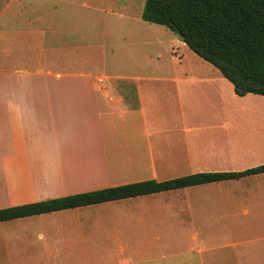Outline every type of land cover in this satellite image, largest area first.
Instances as JSON below:
<instances>
[{
    "label": "crops",
    "instance_id": "crops-1",
    "mask_svg": "<svg viewBox=\"0 0 264 264\" xmlns=\"http://www.w3.org/2000/svg\"><path fill=\"white\" fill-rule=\"evenodd\" d=\"M56 32L0 50V209L264 165V96L164 59L150 27L97 46L116 65L62 54ZM0 264H264V173L2 222Z\"/></svg>",
    "mask_w": 264,
    "mask_h": 264
},
{
    "label": "trees",
    "instance_id": "trees-1",
    "mask_svg": "<svg viewBox=\"0 0 264 264\" xmlns=\"http://www.w3.org/2000/svg\"><path fill=\"white\" fill-rule=\"evenodd\" d=\"M142 20L164 26L216 68L235 93L264 96V0H145ZM264 173H199L0 209V223Z\"/></svg>",
    "mask_w": 264,
    "mask_h": 264
},
{
    "label": "rangeland",
    "instance_id": "rangeland-1",
    "mask_svg": "<svg viewBox=\"0 0 264 264\" xmlns=\"http://www.w3.org/2000/svg\"><path fill=\"white\" fill-rule=\"evenodd\" d=\"M144 4L145 0H0V50L5 46H21L24 51L19 50L20 54L26 53L31 57L41 49L43 41H51L54 29L57 31L54 40L59 43L62 54L84 60L90 58L94 63L97 59L101 62L102 56L107 55L116 65V53H110L107 48L103 51L102 47L97 46L106 40L116 42L126 38H142L144 28L150 27L158 32V37L164 43L163 48H159L164 59L178 56L191 69L205 70L198 62L208 67L207 72L216 69L185 44H178L181 40L171 30L144 22ZM1 25H10L11 29L2 30ZM17 25H29V28ZM35 25H52L53 29L40 26L37 29ZM178 52L179 55H176ZM84 65L66 62L61 63L60 68L74 70ZM35 67V61L31 62L30 68ZM99 71L102 72V64ZM204 92L211 93L206 87Z\"/></svg>",
    "mask_w": 264,
    "mask_h": 264
},
{
    "label": "built area",
    "instance_id": "built-area-1",
    "mask_svg": "<svg viewBox=\"0 0 264 264\" xmlns=\"http://www.w3.org/2000/svg\"><path fill=\"white\" fill-rule=\"evenodd\" d=\"M97 82L100 84V85H104L105 83V79L104 78H98Z\"/></svg>",
    "mask_w": 264,
    "mask_h": 264
}]
</instances>
